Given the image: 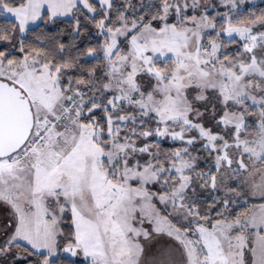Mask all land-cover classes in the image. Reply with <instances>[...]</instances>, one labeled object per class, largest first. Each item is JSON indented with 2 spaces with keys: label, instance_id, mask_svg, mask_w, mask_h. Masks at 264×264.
<instances>
[{
  "label": "snow or ice",
  "instance_id": "1",
  "mask_svg": "<svg viewBox=\"0 0 264 264\" xmlns=\"http://www.w3.org/2000/svg\"><path fill=\"white\" fill-rule=\"evenodd\" d=\"M224 2L0 0V264H264V12Z\"/></svg>",
  "mask_w": 264,
  "mask_h": 264
},
{
  "label": "trees",
  "instance_id": "2",
  "mask_svg": "<svg viewBox=\"0 0 264 264\" xmlns=\"http://www.w3.org/2000/svg\"><path fill=\"white\" fill-rule=\"evenodd\" d=\"M154 3H158L159 0H154ZM124 4V0H114V9L121 7ZM81 20V31L78 36L75 38V42L79 46V48L86 49L88 47H95L97 44H100L102 39L96 37L94 35L95 30H97L94 24L89 19H85L83 16L79 17ZM99 19V16H97ZM74 21L73 18H58L55 22L48 21L46 18L41 21L37 26L29 28L26 32L24 38L27 43H34L37 37H40L41 40H45L48 37H58L66 44H71L73 42V29ZM237 45H232V49H234ZM93 64H97V61L90 60L87 66H92ZM166 147L169 148L172 145L165 143ZM252 202V201H250ZM207 207V205H205ZM64 230L67 234L70 232V227L68 222L66 221L64 224ZM75 258L71 256L63 254L61 251L60 256L58 258V264H73V262H77Z\"/></svg>",
  "mask_w": 264,
  "mask_h": 264
},
{
  "label": "rangeland",
  "instance_id": "3",
  "mask_svg": "<svg viewBox=\"0 0 264 264\" xmlns=\"http://www.w3.org/2000/svg\"><path fill=\"white\" fill-rule=\"evenodd\" d=\"M123 1V0H121ZM154 0H145V3H154ZM202 7L198 11L203 12L205 9L207 10L208 14L210 16L216 17L217 24L222 22L223 14L226 12H229L230 5L225 6L224 0H201ZM125 3V0H124ZM133 3L139 5V0H133ZM238 7L236 9H233L229 14L234 17H241V16H249L251 14H255L259 16L261 12H264V0H244V3H239V0H237ZM61 18H71V16L68 17H61ZM41 21H37L34 24L29 25V28L37 26ZM26 34V33H25ZM94 35L96 37L101 38L103 43V37L98 34V30H95ZM224 41H227L229 37L222 36ZM238 47V45L232 49V45L228 46L229 51H235V49ZM165 143L171 144V142H162V147L167 148ZM207 195V194H205ZM222 195V193H220ZM237 211H242V208L236 209ZM10 217V210L7 209L5 206H0V225H2L7 219ZM65 255L70 256V254L63 253ZM72 257V256H71ZM77 260H81V256L72 257Z\"/></svg>",
  "mask_w": 264,
  "mask_h": 264
}]
</instances>
